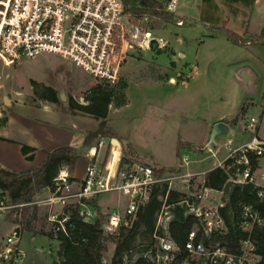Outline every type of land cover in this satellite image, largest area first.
Returning <instances> with one entry per match:
<instances>
[{
	"label": "rangeland",
	"instance_id": "1",
	"mask_svg": "<svg viewBox=\"0 0 264 264\" xmlns=\"http://www.w3.org/2000/svg\"><path fill=\"white\" fill-rule=\"evenodd\" d=\"M158 1L164 3L166 0ZM171 14L174 15V20L152 28L155 21L153 18L145 17L134 22L127 13L129 23L166 41L168 48L165 46L161 50L157 42H153L149 50H143L133 41L129 42V47L124 44L121 56L123 57L126 49L127 58L122 71L130 77L126 90L129 105L118 113L110 112L106 123L121 136L131 138L153 166L162 167L179 165L185 153L192 157L190 153L194 151L207 150L206 144L210 141L213 129L212 122L217 115L227 114V118L239 117L229 132L218 135L216 144L211 145L215 149V156L206 151L203 154L206 160L202 164L194 163L191 166L190 171L193 172L196 166L207 168L216 161L223 160L228 154V139L232 138L235 145L250 141L251 131L244 130V127L251 117L259 118L262 113L260 82H264V45L233 44L219 27L224 24L227 29L249 40L257 37L264 26V0H178L176 12ZM217 34L220 35L214 38ZM139 37H142L141 33ZM243 73L250 79L247 80ZM171 77H174L175 81H170ZM121 79L126 81L122 74ZM98 85L109 90L118 89V85L96 81L70 60L56 54L45 53L35 58H22L9 66L0 59V111L3 115V109L9 108L12 102L10 108L21 115L25 111L18 102L38 104L50 101L59 109L62 122H67L74 130L73 123H68L61 109L69 110L71 101L87 105V97L92 95V89ZM45 94L50 99H46ZM4 97L10 99L9 106L5 105ZM251 100L255 103L248 104ZM227 102L229 103L226 104ZM116 103L117 99H114L111 105L115 107ZM109 107L110 104L107 112ZM78 113L83 116L73 117L78 125L75 141L80 139L82 130H96L99 125V120L89 113ZM31 130L39 140L40 137L44 140L55 139L54 129ZM99 140L94 139L85 151L82 145H78L79 151L75 154L79 157L75 170L81 179L88 164V159L84 158L83 154L95 147ZM2 141L5 140L0 138V152L6 151ZM179 143L187 145L181 148L178 156ZM195 144L201 145L199 147L203 149L198 150ZM23 145L25 144L7 147L16 154V149L22 153ZM125 145L127 144L122 142V147H126ZM107 152L108 146L103 148L100 161L106 158ZM185 172L187 171L181 170V173ZM202 176L194 174L190 178L189 188L186 178H180L173 183L172 189L183 192L186 196L197 193ZM9 182V187L4 193L5 203L9 208L0 215V249L12 231L7 233V228L11 229V220L21 226V236L24 234L18 244L24 255L19 263L12 264H52L54 259L61 261L57 256L58 241L42 234L34 238L30 230L24 233L20 223L23 219V207L12 203L9 196L17 189L18 183L12 180ZM49 195L39 192L32 205L26 209L28 216L36 206V226L47 233L55 230L56 224L61 226L57 219L55 222L49 219L50 214L59 215L60 219L63 212L58 205L50 206L43 202ZM182 198L184 196L179 195L178 199ZM97 202L103 210H122L125 197L119 193H106L99 195ZM213 204L214 201L210 198L203 206L208 209ZM141 232L127 264H133L136 251L143 249L141 243L149 241V237H144ZM104 245L102 262L108 264L116 244L109 236L105 238ZM0 264L8 263L0 260Z\"/></svg>",
	"mask_w": 264,
	"mask_h": 264
},
{
	"label": "built area",
	"instance_id": "2",
	"mask_svg": "<svg viewBox=\"0 0 264 264\" xmlns=\"http://www.w3.org/2000/svg\"><path fill=\"white\" fill-rule=\"evenodd\" d=\"M162 5L166 11L174 13L178 0H166ZM139 32L147 33L149 43L146 46L143 45L145 38L136 36ZM130 41L143 50H149L153 42H157L159 48L166 46L165 41L152 36L150 31L129 23L123 0H0V59L8 66L22 58L56 54L70 60L96 81L115 85L120 80L121 64L127 50L123 57L121 52L124 44L129 47ZM256 128L257 119L251 117L244 130L254 132ZM112 139H100L95 147L87 150L84 157L88 159V164L81 180L76 181L70 168L63 165L54 178V189L43 201L62 208L70 204L77 206L79 217L86 222L98 221L105 235L113 234L121 227H131L139 209L149 201L158 183L168 182V189H172L174 182L186 178L189 188L190 178L194 175L188 171L181 173L190 162L185 155L177 168L163 171L136 159L124 162L121 145L114 144ZM107 146L106 158L99 161V154ZM226 147L228 154L218 164L228 175L223 187L212 189L202 181L199 191L190 193L182 201L186 207L185 214H192L198 219L206 236L223 227L219 210L229 200L228 183L252 184L258 198L257 204H264V139L253 134L247 143L235 145L230 138ZM207 151L215 156L211 145ZM247 153L255 156L257 168H252ZM226 160H229L227 164ZM106 193L124 196V208L102 210L92 203L99 195ZM213 194L217 198L206 209L203 203ZM8 208L9 205L0 197V215ZM61 216L59 219V215L50 214L49 219L52 222L57 219L65 230L68 215L62 212ZM240 217L238 227L243 236L238 249L231 250L219 243L209 248L202 241H196V230L192 229L184 247L188 256L180 259L181 247L173 240L169 230L173 214L170 206L164 202L157 215L154 237L165 254H157L151 259L156 264H190V259H196L200 264H254L252 233L254 228L264 226V214L254 204H244ZM21 234V226L17 224L0 249V260L8 264L21 261L24 255L18 247Z\"/></svg>",
	"mask_w": 264,
	"mask_h": 264
},
{
	"label": "trees",
	"instance_id": "3",
	"mask_svg": "<svg viewBox=\"0 0 264 264\" xmlns=\"http://www.w3.org/2000/svg\"><path fill=\"white\" fill-rule=\"evenodd\" d=\"M126 13L134 22L142 18L150 17L155 21L152 28H157L163 22H171L174 15L166 11L158 0H123ZM220 31L231 40L234 44L247 45L263 44L264 45V26L257 37L249 40L247 37H241L234 31L229 30L222 24ZM118 89H106L98 85L92 89V95L87 97L89 103L87 105L69 103V110L72 112H87L99 120L98 128L90 131L84 144L89 145L94 139H112L117 138L116 133L107 127V107L114 99H117V105L121 106L126 103L125 89L127 83L120 78L117 84ZM46 99H50L45 94ZM114 98V99H113ZM264 98V93H263ZM65 110V108H63ZM6 122V119H3ZM186 143H179L177 155ZM187 145V144H186ZM191 145V144H188ZM123 148V161L131 162L137 160V154L131 145H125ZM198 150L203 147H196ZM36 149L29 145H23L22 153L27 159H33ZM77 149L73 146L64 145L47 152V158L36 168L25 172H12L0 167V197L5 201L4 193L9 187V180L18 183L15 191L10 193L12 203L22 205L23 219L21 225L24 230H30L33 233H41L59 242L57 256L61 261L53 260L52 264H103V251L105 250L104 240L106 237L112 238L115 242V249L108 264H127L129 258L134 252L135 242L140 235V230L144 237H149L147 243L142 242L143 249L136 251L137 255L133 260V264H156L151 257L159 254L163 256L165 253L159 248L157 239L154 237L156 232V221L158 212L164 205V202L170 206L173 219L170 221L169 230L173 240L181 247L179 258L188 256L184 250L185 243L188 239V233L196 230V241H202L207 247H212L216 243L226 246L228 249L235 250L239 247V240L243 236L238 227L241 215V207L244 204H254L264 214V204H257L258 198L252 184L233 185L228 183L229 200L225 207L220 208L219 212L223 219V227L209 234H203L198 219L192 214H185L186 194L175 189H168V182H160L154 186L149 201L142 206L137 217L131 227H121L117 233L105 235L100 228L99 222H86L79 217L77 206L70 204L63 208L65 215H68L67 221L64 223L65 230L56 224V229L47 233L40 230L36 226V206L33 212L27 216V206L32 205L35 196L45 188L54 189V178L57 176L60 168L67 165L72 170L77 161L75 154ZM251 161L252 168L258 167V161L251 153H247ZM226 164L229 160L225 161ZM160 171L165 170L163 168ZM172 171V170H171ZM228 175L226 171L217 166L209 170L203 179L206 187L212 189H220L227 182ZM168 192V194H167ZM179 195L184 196L178 199ZM167 196V198H165ZM165 199V200H164ZM97 206V199L92 201ZM62 218V216H60ZM252 239L255 243V263L264 264V226L254 228ZM190 264H200L196 259H190Z\"/></svg>",
	"mask_w": 264,
	"mask_h": 264
},
{
	"label": "crops",
	"instance_id": "4",
	"mask_svg": "<svg viewBox=\"0 0 264 264\" xmlns=\"http://www.w3.org/2000/svg\"><path fill=\"white\" fill-rule=\"evenodd\" d=\"M218 35H220V34H217L216 36H213V37L217 38ZM247 45H251V44H247ZM166 46H167L166 48H168L167 42H166ZM161 50H163V48ZM126 58H127V56L123 59L122 64H121V74L125 77V79H126L125 82L127 83V88H128L129 84H130V79H129L130 77L127 76L126 74H124V72L122 71V66H123V63L126 60ZM242 69H244V68H242ZM243 76L247 80L250 79V77L246 76V74H244V73H243ZM120 78H121V75H120ZM170 81H172V82L175 81V78L171 77ZM260 83H261V87H262L261 93H262V100H263L261 107L263 110H262V113L260 114L259 118L254 117L257 119V128L254 132H251V137L253 134H256L259 138L264 139V98H263L264 82L261 81ZM127 88L125 89V95L127 93L126 92ZM228 103L229 102H227L226 104H228ZM253 103H255L253 100L248 102V104H253ZM17 104L19 106H22V108H24L23 110L25 112L23 111L24 113H22L21 115L16 114L15 110L10 108V107H12L13 102L9 108L3 109L5 112L4 115L0 111V138H3L5 140L2 142H3V144H5V150H6L4 152H0V167L7 169V170H10L12 172H17V173L25 172V171H28V170H31V169L38 167L47 158V152L52 151L57 147L69 145V146L75 147L77 149V151H79L78 145H82V149L84 151L87 148V145L84 144V140H85L87 134L90 131H94V130H82L80 132V134H81L80 139L75 141L76 136H77L76 132L78 130V125L74 122L73 117H80L83 115H80L78 112L74 113V112H70L69 110H66V109L65 110L61 109L62 114H65L66 120L68 121V123L69 122L73 123L74 130H72L67 125V122L66 123L62 122V115H61V113H59V111H58L59 109L56 108V106L50 101L41 102L38 104H26L23 102H18ZM128 105H129V103L127 100V96H126V103L124 105L113 107L110 104L109 110L107 112L106 121L109 120L110 112L118 113V111L122 110L123 108L128 107ZM3 119H6V122H4ZM238 119H239V117L227 118V114H219L213 120L212 125L214 126L216 123L223 121V122L228 123L229 127L231 128V126L233 124L237 123ZM106 125H107V127L112 129L116 133V135H117L116 139L119 141L121 147H122V142L131 145V147L133 148V150L137 154L138 160L151 164L150 162H148L145 159L146 156H143L142 151H140L137 144L134 141H132L131 138H129L128 136H125V137L121 136L117 132V130H115L112 126H109L108 123H106ZM47 128H51V129L55 130L54 132L56 135H55L54 140H44L41 137H40L41 140H39L36 136H34V134L32 133V130H31V129L44 130ZM230 128H229V130H230ZM216 141H217V136H216ZM21 143H24L25 145H29V146L34 147L36 149L33 159H31V160L27 159L26 156H24L19 151V149H16L17 152L15 154V152L13 153L7 147V146L10 147L11 145L13 146V144L14 145L18 144L20 146ZM245 143H247V142H245ZM245 143L237 144V145H243ZM195 145L201 146L198 144H195ZM213 150L215 152V149H213ZM206 151L207 150H204L203 152L194 151L193 153H190L192 155V157L190 155H187L186 153L183 154V155L187 156L188 159L190 160L187 167L183 168V170L191 172L190 171V170H192L191 166L194 163L202 164L206 160V157L203 156V154L206 153ZM207 152H209V151H207ZM100 155H101V153L99 154V157H98L99 161L101 160ZM83 156H84V154H83ZM77 157H79V156H77ZM223 160L216 161L215 164H212L211 166H208L207 168H202V167L198 168L196 166V169L194 168L193 172H191V173L196 174V175H201V176L203 175L201 177V180L203 181L205 174L209 170L217 167L219 162H221ZM178 166L179 165L162 166V167L160 166L159 167L156 165L157 168H163L166 170L175 169ZM71 174L76 181L81 179L76 174L75 166L71 170ZM42 192L47 193L49 195L51 193V190L49 188H45L42 190ZM211 198L213 199V201H215L217 197H215V194H213ZM54 205H58V204H54ZM54 205H50V206H54ZM97 205H98V202H97ZM58 206L60 208H62L60 205H58ZM9 222L11 225L10 226L11 229L7 228V233L10 232L18 224V223L15 224L11 220ZM7 224H6V226H7ZM25 231L26 230H24V233H25ZM31 233L33 234L34 238L36 235L41 234V233H33V232H31ZM42 235H44V234H42ZM19 243H20V241H19Z\"/></svg>",
	"mask_w": 264,
	"mask_h": 264
},
{
	"label": "water",
	"instance_id": "5",
	"mask_svg": "<svg viewBox=\"0 0 264 264\" xmlns=\"http://www.w3.org/2000/svg\"><path fill=\"white\" fill-rule=\"evenodd\" d=\"M62 99H65V97H62ZM4 103L5 105L9 106L11 104V101L8 97H4ZM229 124L226 122H218L213 126L212 132H211V137L210 141L207 143V145H212L216 144V136L221 135L223 133H228L229 132ZM112 142L116 145H119V141L116 138L112 139Z\"/></svg>",
	"mask_w": 264,
	"mask_h": 264
},
{
	"label": "bare ground",
	"instance_id": "6",
	"mask_svg": "<svg viewBox=\"0 0 264 264\" xmlns=\"http://www.w3.org/2000/svg\"><path fill=\"white\" fill-rule=\"evenodd\" d=\"M139 33H141V32H139ZM139 33L138 34H136V36L137 37H139ZM142 37H144L145 38V42L143 43V45L144 46H146L149 42H148V35H147V33H145V34H142Z\"/></svg>",
	"mask_w": 264,
	"mask_h": 264
}]
</instances>
